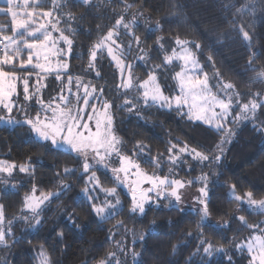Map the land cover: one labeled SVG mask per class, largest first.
Returning a JSON list of instances; mask_svg holds the SVG:
<instances>
[{
    "label": "snow or ice",
    "instance_id": "1",
    "mask_svg": "<svg viewBox=\"0 0 264 264\" xmlns=\"http://www.w3.org/2000/svg\"><path fill=\"white\" fill-rule=\"evenodd\" d=\"M105 2L79 0L88 9H99ZM119 6L122 10L110 17V23L103 26L98 39L87 49L86 68L75 75L70 69V61L82 58L75 55L78 32L75 22L84 17H77L70 11L69 0H6V7H0V16L10 17V26L0 25V125L27 126L40 147L67 155L77 165L75 169L65 167L63 177L56 173L58 191L38 192L33 184L22 199L19 217L7 218L4 205L0 204V246L10 247L9 239L18 242L13 234L16 222L39 225L48 204L71 190L72 185L64 183V179L78 172L85 183L83 202L101 221H107L124 210L118 191L121 188H126L130 194L128 211L133 218L145 216L153 206L161 208V201H167L171 209L182 214L186 210L194 213L199 217L195 225L198 245L192 255L202 253L201 264H211L213 252H223L224 249L206 239L203 232L211 216L209 174L204 169L220 168L225 146L236 135L231 125L255 119L256 112L264 109V89L240 93L233 83L222 79L211 55L206 58L213 69L210 79L199 59L203 45L181 39L179 35L173 38L174 46L166 48L164 38L156 37L154 46L148 49L147 38L141 41L135 35L134 27L140 18L150 22L151 17H144L143 7L130 11L136 7L135 0H119ZM258 8L264 14V0H226L224 7L231 17L228 23L249 50L253 46L252 30L256 27L254 18ZM246 17L251 18L245 20ZM160 30L161 24L157 21L151 31ZM133 43L136 45L135 54ZM151 53L160 56V63L149 69L147 78L141 81L133 75V64L127 63V58L132 55L136 61H148L153 58ZM104 58L109 59L116 69L113 77L119 75V82L107 90L93 83V78H101L98 64ZM256 62L257 54L250 51L247 71L253 73V81L264 83V65L257 67ZM49 78L53 81L51 85ZM168 80L174 83L166 84ZM54 82H60L59 87ZM154 108L174 112L195 127L208 126L220 137L219 142L205 148L203 145L190 146L180 140L168 141L165 149L171 162L168 174H148L141 168L140 157L150 156L151 149L135 141L131 153L127 151L124 139L117 132L116 113L126 111L143 120L152 115L150 110ZM257 130L264 133V126ZM161 158L152 157L150 163L162 167ZM189 158L201 168V174L185 181L178 177L176 168L187 164ZM16 172L34 175V165L31 161L18 165L0 160V183L10 184ZM98 173L113 186L104 187ZM197 184L200 186L192 197L193 205L187 209L181 207L180 190ZM12 187L16 185L12 184ZM224 187L228 189L230 201L236 202L237 212L251 210L264 215V197L257 199L252 190L238 194V185L234 182H226ZM233 218L240 222L242 229L251 231L245 238L247 243H238L235 239L230 243L247 253L248 264H264V220L250 224L245 215H237L215 227L228 228ZM67 219L74 223L72 215ZM121 228H125L122 221L115 226V231L109 230V239L113 240L115 250L98 264H126L118 253L126 256L127 244L123 239L115 238ZM132 256L135 258L138 253L133 251ZM227 259L232 264V257ZM39 264H51L43 248L39 251ZM188 264H191V258Z\"/></svg>",
    "mask_w": 264,
    "mask_h": 264
},
{
    "label": "trees",
    "instance_id": "2",
    "mask_svg": "<svg viewBox=\"0 0 264 264\" xmlns=\"http://www.w3.org/2000/svg\"><path fill=\"white\" fill-rule=\"evenodd\" d=\"M69 3L70 11L75 16L84 17L75 22L78 25L75 55L82 57L70 61V69L75 75L86 68L87 49L98 39L100 32L104 30L103 26L109 24L110 17L122 9L119 0H106L99 9H88L79 0H69ZM225 3L226 0H135L136 7L130 11L135 12L143 7L144 17H151L150 22L143 17L139 19L134 27L135 35L141 41L147 38L148 49L154 46L156 37L164 38L166 48L174 46L173 38L177 35L181 39L199 42L203 45L199 59L209 77H213V69L209 67L206 58L211 55L215 69L222 74V79L233 83L240 93L264 89V83L253 81V73L247 71L250 51L257 54L256 66L264 65V14L257 9L254 18L256 27L252 30L253 46L249 50L228 23L231 17L224 11ZM0 7H6V2H0ZM249 18L251 17H246L245 20ZM157 21L162 30L151 31L156 27ZM0 25L10 26V17L0 16ZM135 49L136 45L133 43L134 54ZM151 56L153 58L148 61H136L132 55L127 58L126 62L133 64V75L141 81L147 78L149 69L160 63L159 55L151 53ZM98 67L101 78H93V83L106 90L114 88L119 82V75L117 73L113 77L116 69L109 59H101ZM166 84H169L168 81ZM150 111L152 115L143 120L126 111L116 113L117 132L124 139L127 151L131 153L135 141H140L151 149L150 156L140 157L141 168L146 172H157L159 175L168 173L171 164L165 151L168 141L180 140L190 146L203 145L209 148L220 140L216 132L206 125L195 127L174 112H161L155 108ZM260 126H264V109L256 112L255 119L231 125L236 135L225 146L220 168L204 169L209 174L211 216L203 232L205 238L216 246L229 248L233 246L230 243L233 239L243 243L250 235L251 230L242 229L235 218L229 221L228 228L215 227L228 221L230 216L245 215L250 224L264 220V215L251 210L237 212L236 202L230 201L228 189L224 187L226 182H234L238 185V194L252 190L257 199L264 197V133L257 130ZM156 156L162 157V167H154L150 163L151 158ZM0 160L18 165L31 161L34 165V175L15 174L16 178L11 182L16 185L15 188L0 183V204L4 205L7 218L20 216L22 199L33 184L37 186L38 192L58 191L56 173H61L63 177L65 167H77L75 161L67 155L46 151L35 143L27 126L0 125ZM176 172L179 178L187 181L199 176L201 168L189 158L187 164L176 168ZM100 179L104 187L113 186L103 175H100ZM64 183L72 185L71 190L48 204L39 225H32L31 222L14 224V239L18 242L13 243L9 239L10 247L0 246V264H38L41 248L49 256L51 264H98L109 252L115 250L113 240L109 239V230L115 231V226L121 221L125 228L117 231L115 238L123 239L127 244V255L118 253L121 259L126 260V264H188L189 258L191 264H201L203 254L192 255L198 245L195 225L199 217L194 213L186 210L182 214L171 209L167 202L159 209L153 206L143 217L133 218L128 211L129 197L119 191L124 210L107 221H101L83 202L81 191L85 183L79 178V173L69 175ZM199 186L197 184L190 187L196 190ZM244 208L247 209V205ZM69 215H72L74 223L68 221ZM189 232L192 233L191 236L188 235ZM133 251L138 253L135 258L132 256ZM237 252L230 255L232 264H248L244 252L239 251L238 255ZM210 260L211 264H229L224 255L213 254Z\"/></svg>",
    "mask_w": 264,
    "mask_h": 264
},
{
    "label": "rangeland",
    "instance_id": "3",
    "mask_svg": "<svg viewBox=\"0 0 264 264\" xmlns=\"http://www.w3.org/2000/svg\"><path fill=\"white\" fill-rule=\"evenodd\" d=\"M0 2H6V0H0ZM178 70V69H177ZM212 77H210V79H211ZM33 79H35V77L33 78ZM161 79L163 80V75H161ZM143 81V80H142ZM48 83L51 85V84H53V81L52 80H48ZM55 83V86L56 87H59V84H60V82H54ZM168 83L169 84H172V83H174L173 81H171V80H168ZM21 88H22V85L20 86ZM45 92H46V90H45ZM45 95H47V92L45 93ZM25 104H28V102L27 101H25L24 102ZM239 122H241V121H239ZM168 161H169V159H167ZM171 163V162H170ZM144 171V170H143ZM146 172V171H145ZM16 173H19V172H16ZM16 173H14V176H15V174ZM148 174H152L153 172H147ZM157 175H159L157 172H155ZM166 174H168V173H166ZM165 174V175H166ZM0 175H2V174H0ZM15 178L16 177H14L12 180H15ZM17 180V179H16ZM19 181V180H18ZM12 182V181H11ZM3 185H5V186H10L9 188H13L12 187V183H10V184H3ZM148 185H144V187H147ZM85 187V186H84ZM32 188V187H31ZM31 188H30V190H31ZM198 189V188H197ZM197 189L195 190V189H192L190 186H186L184 189H181L180 190V192L182 193V203H181V207H184V208H186L187 209V207H189V206H192L193 205V201H192V197L194 196V195H196L197 194ZM29 190V191H30ZM83 190H84V188H83ZM83 190L81 191V194L83 193ZM118 191H121L123 194H125V195H127L128 197H129V200H130V194H129V192H128V190L126 189V188H121V189H119ZM121 199V198H120ZM161 203V205H163V204H165V203H167V201H161L160 202ZM98 218V217H97ZM98 219H100V218H98ZM31 224L32 225H35V223L34 222H31ZM245 243H247V241L246 242H243L242 244H245ZM224 249V251L223 252H216V251H214L213 252V254H215V255H224L225 257H228V256H230L231 254H233L234 255V253H235V251L237 252V249L236 248H234L233 246L231 247H229V248H223ZM234 253H233V252ZM239 252V251H238ZM238 252H237V255H238ZM240 253H242V252H240ZM243 255H246V257L248 258V255H247V253L246 252H244V254ZM38 264H39V262H38Z\"/></svg>",
    "mask_w": 264,
    "mask_h": 264
}]
</instances>
